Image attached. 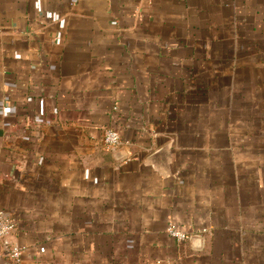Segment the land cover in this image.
I'll return each mask as SVG.
<instances>
[{
	"label": "crops",
	"instance_id": "crops-1",
	"mask_svg": "<svg viewBox=\"0 0 264 264\" xmlns=\"http://www.w3.org/2000/svg\"><path fill=\"white\" fill-rule=\"evenodd\" d=\"M0 212L20 264H264V0H0Z\"/></svg>",
	"mask_w": 264,
	"mask_h": 264
},
{
	"label": "built area",
	"instance_id": "built-area-1",
	"mask_svg": "<svg viewBox=\"0 0 264 264\" xmlns=\"http://www.w3.org/2000/svg\"><path fill=\"white\" fill-rule=\"evenodd\" d=\"M42 17V14H39ZM52 116L55 115L53 108L50 110ZM120 143L119 134L114 130H107L103 136V144L107 148H115ZM16 230V224L13 220L9 219L5 214L0 212V264H20L21 251L19 247L10 242V238ZM166 233L169 238L176 241H185L189 239L184 232L179 230L176 226L169 225L166 229Z\"/></svg>",
	"mask_w": 264,
	"mask_h": 264
}]
</instances>
